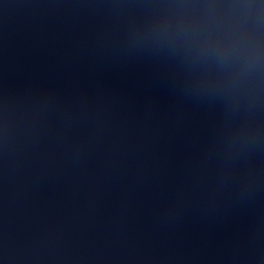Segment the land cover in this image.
<instances>
[{
    "label": "water",
    "instance_id": "1",
    "mask_svg": "<svg viewBox=\"0 0 264 264\" xmlns=\"http://www.w3.org/2000/svg\"><path fill=\"white\" fill-rule=\"evenodd\" d=\"M0 264H264V0H0Z\"/></svg>",
    "mask_w": 264,
    "mask_h": 264
}]
</instances>
